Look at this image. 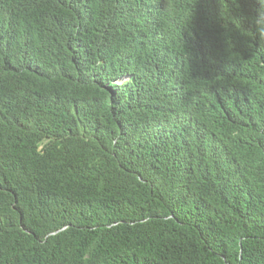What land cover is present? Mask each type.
I'll return each mask as SVG.
<instances>
[{"label":"trees","instance_id":"trees-1","mask_svg":"<svg viewBox=\"0 0 264 264\" xmlns=\"http://www.w3.org/2000/svg\"><path fill=\"white\" fill-rule=\"evenodd\" d=\"M0 0V264H264V0Z\"/></svg>","mask_w":264,"mask_h":264},{"label":"clouds","instance_id":"clouds-1","mask_svg":"<svg viewBox=\"0 0 264 264\" xmlns=\"http://www.w3.org/2000/svg\"><path fill=\"white\" fill-rule=\"evenodd\" d=\"M177 6L178 0H157L154 5L153 16L160 21L173 25L171 19L175 15Z\"/></svg>","mask_w":264,"mask_h":264}]
</instances>
